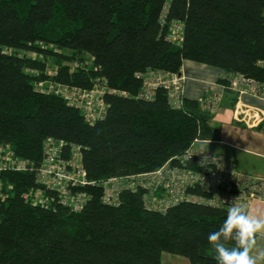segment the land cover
I'll return each instance as SVG.
<instances>
[{
    "label": "trees",
    "instance_id": "trees-1",
    "mask_svg": "<svg viewBox=\"0 0 264 264\" xmlns=\"http://www.w3.org/2000/svg\"><path fill=\"white\" fill-rule=\"evenodd\" d=\"M173 21L180 43L167 38ZM183 60L221 68L227 89L232 73L264 83V0H0V144L32 167L47 137L76 144L95 182L79 187L88 198L74 211L34 168L0 170V264H160L163 251L216 264L207 236L226 208L181 201L152 210L142 189L123 191L117 206L100 200L99 182L175 163L196 140L219 137L198 99L183 95L172 108L162 89L136 97L137 72L180 73ZM97 79L116 92L104 93L105 117L94 122L55 92Z\"/></svg>",
    "mask_w": 264,
    "mask_h": 264
},
{
    "label": "built area",
    "instance_id": "built-area-1",
    "mask_svg": "<svg viewBox=\"0 0 264 264\" xmlns=\"http://www.w3.org/2000/svg\"><path fill=\"white\" fill-rule=\"evenodd\" d=\"M165 11L166 7L163 9V12ZM182 36V23L173 21L168 27L167 38L180 43ZM135 76L142 81L137 98L152 99L156 91L162 89L172 108L182 106L184 78L181 73L149 69L137 72ZM227 78V87L237 94L235 120L249 127L258 126L264 121V110L243 103L241 96L246 92L262 96L264 83L241 73H232ZM106 84V81L97 79L93 85L98 86L96 89L62 85L55 89V92L61 93L68 103L78 106L87 121L94 122L105 117L104 93L116 92L109 90ZM198 101L202 108L211 114L217 109L216 95L203 96L198 98ZM64 146L62 140L47 137L43 143L42 161L36 167H32L34 163L29 159L17 156L8 145L0 144V170L34 168L38 183L54 190L60 202L74 211H79L88 198L86 190L79 187L95 182L89 181L86 177L80 161L79 146L76 144L65 148ZM64 150H67L66 156ZM98 184L102 189L100 200L103 204L117 206L123 191L134 192L142 189L144 206L158 211H164L181 201L226 209L230 203H243L249 210L254 200L264 198V177L241 172L223 156L197 150L192 145L183 154L175 157V163L166 161L155 170L109 177ZM35 200L42 204L45 201L39 191L35 193Z\"/></svg>",
    "mask_w": 264,
    "mask_h": 264
},
{
    "label": "crops",
    "instance_id": "crops-1",
    "mask_svg": "<svg viewBox=\"0 0 264 264\" xmlns=\"http://www.w3.org/2000/svg\"><path fill=\"white\" fill-rule=\"evenodd\" d=\"M180 73L183 76V95L185 98L198 99L209 95L218 97V106L212 114L211 124L219 129L217 139H199L192 147L197 150L207 151L223 156L230 161L237 170L246 174L264 177V121L258 126L249 127L242 122L236 121L234 117V108L237 101V94L227 89L219 80L225 77L224 71L216 66L183 60L180 67ZM241 101L249 106L261 108L264 110V94L257 96L251 92L243 93ZM230 117L232 123L229 127H234V132L223 133L222 119ZM244 127V128H241ZM246 131V132H245ZM247 133V137L241 138V133ZM242 139V140H241ZM255 141H259L258 146L254 147ZM193 147V148H194ZM256 148V149H255ZM249 212L264 216V198L254 200ZM257 246L254 255L264 250V234H257ZM258 264H264V261H258Z\"/></svg>",
    "mask_w": 264,
    "mask_h": 264
},
{
    "label": "clouds",
    "instance_id": "clouds-1",
    "mask_svg": "<svg viewBox=\"0 0 264 264\" xmlns=\"http://www.w3.org/2000/svg\"><path fill=\"white\" fill-rule=\"evenodd\" d=\"M257 234H264V216L249 212L243 203H230L226 219L218 230L207 236L216 264H258V261H264V250L253 254Z\"/></svg>",
    "mask_w": 264,
    "mask_h": 264
},
{
    "label": "rangeland",
    "instance_id": "rangeland-1",
    "mask_svg": "<svg viewBox=\"0 0 264 264\" xmlns=\"http://www.w3.org/2000/svg\"><path fill=\"white\" fill-rule=\"evenodd\" d=\"M43 85L44 84L41 83L39 86H42L43 87ZM52 88H55V87L52 86ZM96 88H98V86H94L93 87V89H96ZM222 121H224V122H222L221 126H222L223 133L225 134V136H227L226 135V132H234L235 129H233V128L234 127H238V125L236 123L233 124L234 127H229V124L232 123V120L230 119V117L229 118L228 117H224L222 119ZM241 128H244V127H241ZM245 132H244V134L241 133V136H240L241 138L247 137V133H245ZM260 132H263L264 133V127H263L262 131H260ZM247 139H248V137H247ZM258 143H259V141H255V143L253 144V146L254 147H257L258 146ZM194 148H196V147H194ZM160 264H189V262L183 256H180V255H176V254H173V253H169V252L163 251L161 253V255H160Z\"/></svg>",
    "mask_w": 264,
    "mask_h": 264
}]
</instances>
